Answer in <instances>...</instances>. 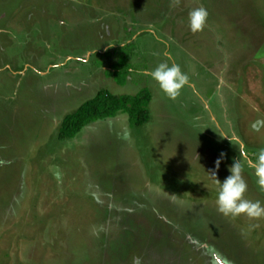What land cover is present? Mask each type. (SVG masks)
<instances>
[{
  "label": "rangeland",
  "instance_id": "1",
  "mask_svg": "<svg viewBox=\"0 0 264 264\" xmlns=\"http://www.w3.org/2000/svg\"><path fill=\"white\" fill-rule=\"evenodd\" d=\"M168 56L189 77L176 99L142 74ZM144 89L146 124L121 112L60 138L101 92ZM262 149L264 0H0V264H264V218L220 213L208 173L240 159L264 202Z\"/></svg>",
  "mask_w": 264,
  "mask_h": 264
},
{
  "label": "clouds",
  "instance_id": "2",
  "mask_svg": "<svg viewBox=\"0 0 264 264\" xmlns=\"http://www.w3.org/2000/svg\"><path fill=\"white\" fill-rule=\"evenodd\" d=\"M208 17V11L204 7L196 8L189 13V26L193 33L203 30ZM168 56L154 69L144 70L142 74L155 81L160 90L170 99H176L181 90L188 84L189 77L182 71L180 65L170 63ZM227 137V136H225ZM230 138V137H229ZM232 141V139L230 138ZM233 143V142H232ZM221 157L216 161V170L208 172L218 188L216 204L218 211L226 217L237 218L242 215L249 219L264 218V202L252 201L245 197L248 185L242 176V164L240 159H234L229 166L230 175L221 182L216 172L220 168ZM255 160L248 159V167L254 169L259 187L264 190V149L255 154Z\"/></svg>",
  "mask_w": 264,
  "mask_h": 264
},
{
  "label": "trees",
  "instance_id": "3",
  "mask_svg": "<svg viewBox=\"0 0 264 264\" xmlns=\"http://www.w3.org/2000/svg\"><path fill=\"white\" fill-rule=\"evenodd\" d=\"M136 50L137 47L133 42L116 49L119 59L108 74L121 85H125L129 80L133 69L131 58L135 56ZM151 102L152 93L149 89H144L136 95L118 96L101 92L64 119L60 138H74L86 126L99 120L114 118L121 112L129 115L132 125L142 126L150 120Z\"/></svg>",
  "mask_w": 264,
  "mask_h": 264
}]
</instances>
